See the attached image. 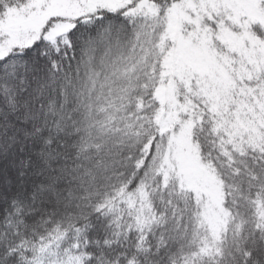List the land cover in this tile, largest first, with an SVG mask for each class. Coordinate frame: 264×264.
Returning <instances> with one entry per match:
<instances>
[{
    "label": "snow or ice",
    "instance_id": "1",
    "mask_svg": "<svg viewBox=\"0 0 264 264\" xmlns=\"http://www.w3.org/2000/svg\"><path fill=\"white\" fill-rule=\"evenodd\" d=\"M0 264H264V0H0Z\"/></svg>",
    "mask_w": 264,
    "mask_h": 264
}]
</instances>
